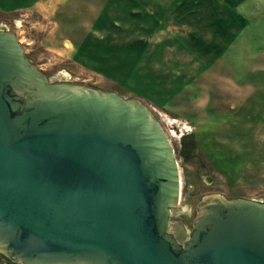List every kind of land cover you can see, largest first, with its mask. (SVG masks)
Wrapping results in <instances>:
<instances>
[{
    "label": "water",
    "instance_id": "water-1",
    "mask_svg": "<svg viewBox=\"0 0 264 264\" xmlns=\"http://www.w3.org/2000/svg\"><path fill=\"white\" fill-rule=\"evenodd\" d=\"M176 149L141 100L52 82L0 28V252L21 264H264V201L206 196L170 232Z\"/></svg>",
    "mask_w": 264,
    "mask_h": 264
},
{
    "label": "rangeland",
    "instance_id": "rangeland-1",
    "mask_svg": "<svg viewBox=\"0 0 264 264\" xmlns=\"http://www.w3.org/2000/svg\"><path fill=\"white\" fill-rule=\"evenodd\" d=\"M37 1L0 10V28L16 34L52 82L150 108L180 165L170 232L181 243L206 196L264 201V0ZM44 39L74 40L77 55L50 50Z\"/></svg>",
    "mask_w": 264,
    "mask_h": 264
},
{
    "label": "crops",
    "instance_id": "crops-1",
    "mask_svg": "<svg viewBox=\"0 0 264 264\" xmlns=\"http://www.w3.org/2000/svg\"><path fill=\"white\" fill-rule=\"evenodd\" d=\"M37 0H0V10H3L4 12H10V11H17L20 9H23V7H29L31 4L36 5ZM257 17H252V19H249L250 21L256 20ZM263 20V19H262ZM248 25V23L246 24ZM46 42H50L48 46L50 47V50H55V48H51L55 45L58 47L61 46L60 50H56L58 53H66L72 55H77L76 54V41L71 40V39H44ZM47 44V43H46ZM52 45V46H51ZM48 47V48H49Z\"/></svg>",
    "mask_w": 264,
    "mask_h": 264
},
{
    "label": "trees",
    "instance_id": "trees-1",
    "mask_svg": "<svg viewBox=\"0 0 264 264\" xmlns=\"http://www.w3.org/2000/svg\"><path fill=\"white\" fill-rule=\"evenodd\" d=\"M191 139V137H189ZM197 146V140L195 139V137L193 136L191 140H184V145L182 148V155L185 158H189L190 157V153L193 150L194 147ZM0 264H21L20 262L15 261L14 259H12L11 257L5 255L4 253L0 252Z\"/></svg>",
    "mask_w": 264,
    "mask_h": 264
},
{
    "label": "bare ground",
    "instance_id": "bare-ground-1",
    "mask_svg": "<svg viewBox=\"0 0 264 264\" xmlns=\"http://www.w3.org/2000/svg\"><path fill=\"white\" fill-rule=\"evenodd\" d=\"M66 75H68L67 73H65ZM181 185H182V182H181Z\"/></svg>",
    "mask_w": 264,
    "mask_h": 264
},
{
    "label": "flooded vegetation",
    "instance_id": "flooded-vegetation-1",
    "mask_svg": "<svg viewBox=\"0 0 264 264\" xmlns=\"http://www.w3.org/2000/svg\"><path fill=\"white\" fill-rule=\"evenodd\" d=\"M181 182H182V180H181Z\"/></svg>",
    "mask_w": 264,
    "mask_h": 264
}]
</instances>
